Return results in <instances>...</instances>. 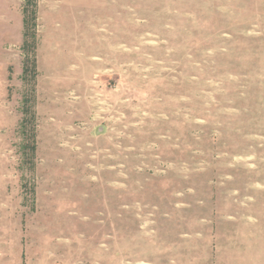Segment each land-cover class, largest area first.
Here are the masks:
<instances>
[{
    "label": "rangeland",
    "instance_id": "1",
    "mask_svg": "<svg viewBox=\"0 0 264 264\" xmlns=\"http://www.w3.org/2000/svg\"><path fill=\"white\" fill-rule=\"evenodd\" d=\"M0 264H264V0H0Z\"/></svg>",
    "mask_w": 264,
    "mask_h": 264
}]
</instances>
